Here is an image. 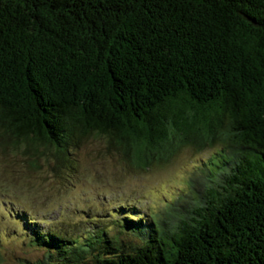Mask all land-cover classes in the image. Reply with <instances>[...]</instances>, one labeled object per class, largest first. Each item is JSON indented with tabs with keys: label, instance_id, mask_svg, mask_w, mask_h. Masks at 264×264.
Segmentation results:
<instances>
[{
	"label": "trees",
	"instance_id": "1",
	"mask_svg": "<svg viewBox=\"0 0 264 264\" xmlns=\"http://www.w3.org/2000/svg\"><path fill=\"white\" fill-rule=\"evenodd\" d=\"M0 130L139 166L224 146L191 201L118 217L132 237L19 214L46 249L22 264H264V0H0Z\"/></svg>",
	"mask_w": 264,
	"mask_h": 264
},
{
	"label": "rangeland",
	"instance_id": "2",
	"mask_svg": "<svg viewBox=\"0 0 264 264\" xmlns=\"http://www.w3.org/2000/svg\"><path fill=\"white\" fill-rule=\"evenodd\" d=\"M223 147L221 142L187 143L167 160L139 166L113 149L106 136L92 134L59 160L54 147L40 144L34 152L0 130V264H22L46 252L30 240L19 214L72 236L101 228L135 236L122 230L117 218L129 213L167 217L173 198L191 201L205 187L210 156Z\"/></svg>",
	"mask_w": 264,
	"mask_h": 264
}]
</instances>
